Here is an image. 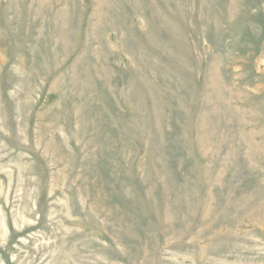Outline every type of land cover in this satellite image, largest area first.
<instances>
[{
	"label": "rangeland",
	"instance_id": "374dc122",
	"mask_svg": "<svg viewBox=\"0 0 264 264\" xmlns=\"http://www.w3.org/2000/svg\"><path fill=\"white\" fill-rule=\"evenodd\" d=\"M0 264H264V0H0Z\"/></svg>",
	"mask_w": 264,
	"mask_h": 264
}]
</instances>
